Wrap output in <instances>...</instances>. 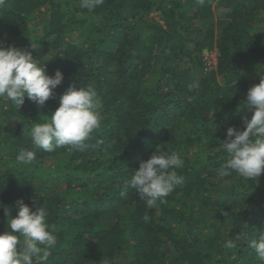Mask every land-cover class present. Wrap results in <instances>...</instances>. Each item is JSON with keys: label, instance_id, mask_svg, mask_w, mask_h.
Returning a JSON list of instances; mask_svg holds the SVG:
<instances>
[{"label": "trees", "instance_id": "obj_1", "mask_svg": "<svg viewBox=\"0 0 264 264\" xmlns=\"http://www.w3.org/2000/svg\"><path fill=\"white\" fill-rule=\"evenodd\" d=\"M0 41L64 76L43 108L0 99V234L5 209L17 215L23 199L54 226L46 264H264L243 240L224 247L264 235V173L220 175L227 129H245L254 109L242 104L264 75V0H104L93 11L80 0H7ZM89 84L103 121L85 147L35 146L34 124L70 86ZM157 148L182 157L184 180L148 207L126 182ZM22 151L35 161L17 165Z\"/></svg>", "mask_w": 264, "mask_h": 264}, {"label": "clouds", "instance_id": "obj_2", "mask_svg": "<svg viewBox=\"0 0 264 264\" xmlns=\"http://www.w3.org/2000/svg\"><path fill=\"white\" fill-rule=\"evenodd\" d=\"M103 2L80 0V7L93 11ZM6 3L7 0H0V8ZM40 61L34 59L31 51L16 46L4 47L0 41V99L10 101L20 110L27 97L43 108L64 76L60 70L55 76L48 75ZM246 95L242 105L254 109V114L251 119L244 120V130L227 129L228 139L224 146L228 159L220 175L235 172L244 179L258 181L264 173V75ZM102 107L92 85L79 89L70 86L50 119L35 123L29 135L35 146L47 152L63 146L81 150L90 135L102 126ZM35 159V152L22 151L16 156V164L30 165ZM183 167L184 161L178 153L157 148L149 160L140 163L139 169L126 182V187L134 189L140 199L146 200L148 207H153L158 201L163 203L176 186L183 183V176L176 171ZM14 207L18 210L15 216L5 209L9 230L0 234V264H46L58 239L53 234L54 226L47 222L46 208L40 206L33 211L23 199L18 200ZM143 219L145 222L150 220L147 215ZM241 240L264 261V235L250 238L247 233L237 234L234 239H228L224 247L236 248Z\"/></svg>", "mask_w": 264, "mask_h": 264}, {"label": "rangeland", "instance_id": "obj_3", "mask_svg": "<svg viewBox=\"0 0 264 264\" xmlns=\"http://www.w3.org/2000/svg\"><path fill=\"white\" fill-rule=\"evenodd\" d=\"M209 55V58H211L210 64H215L216 63V53H212V54H206Z\"/></svg>", "mask_w": 264, "mask_h": 264}]
</instances>
